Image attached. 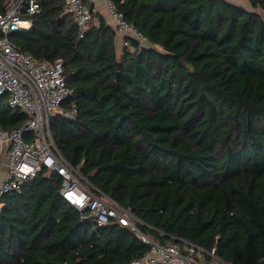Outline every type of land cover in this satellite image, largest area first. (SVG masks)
I'll use <instances>...</instances> for the list:
<instances>
[{"label":"trees","instance_id":"16d2710c","mask_svg":"<svg viewBox=\"0 0 264 264\" xmlns=\"http://www.w3.org/2000/svg\"><path fill=\"white\" fill-rule=\"evenodd\" d=\"M112 1L144 43L129 37L118 53L102 17L80 29L64 0H39L11 35L35 59L63 61V104L77 113L50 117L57 150L142 234L264 264V18L229 0ZM7 96L4 130L27 118ZM61 182L41 167L2 195L0 264H130L149 249L115 220L81 218Z\"/></svg>","mask_w":264,"mask_h":264},{"label":"built area","instance_id":"2783aa9c","mask_svg":"<svg viewBox=\"0 0 264 264\" xmlns=\"http://www.w3.org/2000/svg\"><path fill=\"white\" fill-rule=\"evenodd\" d=\"M110 16L115 33L123 36L122 46L129 37L145 42V37L112 0H101ZM65 12L80 29L92 21V11L84 0H64ZM40 11L39 0H6L0 13V94L6 93L12 109L22 110L27 118L17 128L0 126V210L4 193L19 192L24 182L32 179L41 167L61 176V196L81 213L99 224L111 220L135 231L149 249L130 264H229L202 248L184 241L159 242L142 234L140 222L130 210L104 195L57 150L50 131L49 119L58 114L74 118L77 108L65 106L72 94L64 77L63 61L35 59L28 51L19 50L12 33L27 30L30 17Z\"/></svg>","mask_w":264,"mask_h":264},{"label":"crops","instance_id":"0c3cea01","mask_svg":"<svg viewBox=\"0 0 264 264\" xmlns=\"http://www.w3.org/2000/svg\"><path fill=\"white\" fill-rule=\"evenodd\" d=\"M84 2L92 11V22L94 24L98 23V17H102L105 20V22L113 28L112 20L108 15V12L101 0H84ZM122 41H123V36L116 33L115 43L118 53L123 47Z\"/></svg>","mask_w":264,"mask_h":264},{"label":"rangeland","instance_id":"374dc122","mask_svg":"<svg viewBox=\"0 0 264 264\" xmlns=\"http://www.w3.org/2000/svg\"><path fill=\"white\" fill-rule=\"evenodd\" d=\"M232 3L239 5L243 8L249 9L251 11H254L256 13H258L262 18H264V10H262L259 7H254L251 5V3L248 0H229Z\"/></svg>","mask_w":264,"mask_h":264},{"label":"water","instance_id":"95a60500","mask_svg":"<svg viewBox=\"0 0 264 264\" xmlns=\"http://www.w3.org/2000/svg\"><path fill=\"white\" fill-rule=\"evenodd\" d=\"M176 240H180V239H176Z\"/></svg>","mask_w":264,"mask_h":264}]
</instances>
